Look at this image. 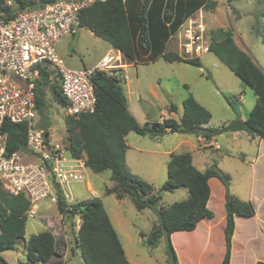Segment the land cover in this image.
Wrapping results in <instances>:
<instances>
[{"label": "trees", "instance_id": "1", "mask_svg": "<svg viewBox=\"0 0 264 264\" xmlns=\"http://www.w3.org/2000/svg\"><path fill=\"white\" fill-rule=\"evenodd\" d=\"M56 0H21L20 7H42ZM217 6L214 0H107L83 10L78 20L80 28H86L96 37L120 51L128 62H153L163 58L168 63H186L201 68L200 58H186L182 54L167 51V44L181 26L201 9L212 10ZM263 9V7H262ZM254 29L264 43L262 30V10L255 16ZM209 52L229 68L242 83L251 88L256 102L248 117H237L222 126L218 133L244 131L252 138L264 140V70L260 68L246 51L239 48L232 29L210 31ZM54 100L62 105L66 101L60 90V82L55 78ZM51 81L43 71L37 82L36 102L42 121L41 129L48 131L46 89ZM92 82L97 95V105L93 113L69 118V150L73 157L85 155L88 168L100 174L111 173L114 184L106 189L107 195H115L118 200L130 198L139 212L151 210L157 215L148 234L140 233L146 245L155 249L161 237H165L166 254L170 264H179L171 236L176 232L194 231L200 221L213 219L215 214L208 208L211 189L209 180L217 178L225 188L226 226L225 254L221 264H231L232 240L235 232V218H250L256 214L251 201H244L230 191V175L213 166L205 172L199 171L192 162L190 153L171 154L168 162V178L161 190L175 192L187 189L189 196L169 207L161 206L163 197L155 194V188L144 179L131 173L126 166L129 149L126 136L135 132L141 136L159 138L168 133L194 134L210 140L216 131L204 126L212 119V114L190 93L183 102L180 121L164 119L162 123L146 122L140 125L128 109L124 93V72L121 68L111 71L95 70ZM52 83V82H51ZM188 89V86H185ZM176 114L174 105L169 109ZM27 123L5 121L2 129L6 137L7 155L27 152ZM58 207L67 219L79 217V228L75 232V247L85 264H131L124 253L117 232L104 211L100 199L93 198L76 205L69 204L60 197ZM31 202L24 193L12 195L0 180V264H7L2 254L15 250L24 243L28 264H65L64 255L59 252L55 236L43 230L26 240L27 212ZM58 258L51 262L52 259ZM258 264H264L259 261Z\"/></svg>", "mask_w": 264, "mask_h": 264}, {"label": "rangeland", "instance_id": "2", "mask_svg": "<svg viewBox=\"0 0 264 264\" xmlns=\"http://www.w3.org/2000/svg\"><path fill=\"white\" fill-rule=\"evenodd\" d=\"M214 1L217 2L214 9H201L196 14L198 20L205 26L208 36L210 37L209 34L212 30L232 29L236 45L246 51L264 70V43L254 29L255 16L261 13L264 0ZM110 48L107 42L96 37L89 30L79 28L76 35L63 37L56 50L68 68L82 70L97 67L109 53ZM168 51L182 54L177 37L174 36L170 40ZM111 52L116 54L114 50ZM117 55L119 56L118 53ZM199 58L202 62L201 68L186 63H168L163 58L153 62H129L131 65L125 69L123 84L126 97L129 100V107L141 125L146 122L162 123L164 119L168 118L179 122L183 115V102L191 93L212 114V119L207 127L217 132V144L221 147L220 151L195 149L194 156L198 158L200 155L207 159V167L216 166L230 175L231 193L244 201H249L252 185L251 163L257 155V144L260 140L252 138L245 132H239L237 138H231L228 133L220 134L218 132L222 126L234 120L237 113L242 119H246L255 105L256 96L252 89L245 86L213 53L205 52ZM121 60L117 62L119 68L123 63H127L123 56ZM57 86L54 78V81L50 82L46 89V113L49 119L47 128L52 135V143L59 140L69 149V133L67 132L69 118L66 117L64 107L58 104L53 97L54 89ZM185 86H188V89ZM171 105L176 107V114L170 113ZM41 121V116H38L34 121V128L40 129L38 125L41 124ZM183 138H189L196 146L199 145L196 135L178 133H168L160 138H152L132 132L128 141L133 147L140 146L162 152L193 151V147L189 145L178 146L180 139ZM166 158L165 155L129 151L126 160V166L131 173L137 171L141 174H133L150 184L154 183L152 185H154L157 194L163 197L159 207H169L189 196L187 189L166 193L161 190L168 178V159ZM24 161L35 163L36 160L27 157L24 158ZM88 175L89 179L71 183L66 187L70 200L69 206L93 198L100 199L104 211L108 215L116 213L118 216L124 217L123 227L121 228L115 223L114 228L126 258L131 264H170L166 254L167 240L165 237H161L155 249H151L140 235V233L148 234L151 231L153 225L157 223V215L151 210L137 211L128 197L118 200L115 195H107L106 189L111 188L113 184L109 171L96 174L89 170ZM89 184L92 185V188ZM212 189L214 195L210 210L217 215V220H220L222 206L218 198L219 185L212 183ZM94 191L98 197L93 196ZM58 206L50 202H43L38 205V208L37 206L33 208L34 210L31 208L34 219L28 218L26 239L43 230H49L55 236L59 252L65 254V264H85L74 241L75 232L79 228V217L73 220L63 217ZM175 242L178 246L177 249L174 245ZM172 243L177 256L178 253L180 255L179 264H219L223 246H225L224 238L218 229L209 245L205 244L199 236L185 235H177ZM23 246L21 244L20 248L2 254L7 264H28ZM255 253L256 250H251L248 256L249 260ZM57 259L52 260L56 261ZM234 264H241V259L235 257Z\"/></svg>", "mask_w": 264, "mask_h": 264}, {"label": "built area", "instance_id": "3", "mask_svg": "<svg viewBox=\"0 0 264 264\" xmlns=\"http://www.w3.org/2000/svg\"><path fill=\"white\" fill-rule=\"evenodd\" d=\"M20 1L0 0V180L8 193H24L33 209L43 202L58 205L60 197L68 203L66 187L89 179L85 155L73 157L66 144L52 143L49 133L34 128L39 116L37 82L43 71L49 74V81L59 80L66 117L78 118L96 109L97 95L92 82L95 70L111 73L122 60L110 52L97 67L74 70L57 54L61 39L78 32L79 14L107 0H56L42 7L25 8L20 7ZM202 24L191 17L176 33L186 58H199L209 52L210 40ZM262 28L264 31V6ZM5 121L27 123V152L7 155L2 133ZM27 157L34 158L35 163L25 162ZM31 212L30 209L27 217L34 219Z\"/></svg>", "mask_w": 264, "mask_h": 264}, {"label": "crops", "instance_id": "4", "mask_svg": "<svg viewBox=\"0 0 264 264\" xmlns=\"http://www.w3.org/2000/svg\"><path fill=\"white\" fill-rule=\"evenodd\" d=\"M192 17H196V15H194ZM84 29H86V28H84ZM174 36L176 37L177 35L175 34ZM173 37H171L170 40ZM170 40H169V42H170ZM169 42L167 44V51H168ZM109 46H110V44H109ZM113 50L116 52V54L111 52ZM108 52L109 53L111 52L114 55H117V53H118L120 57L123 56V54L120 51H117V50L113 49L112 47L110 48V50ZM122 65H124V66H122ZM122 65H121V69L125 73V69L127 67H129L131 64H129V62L127 61L126 64L123 63ZM123 87H124V85H123ZM124 93H125V90H124ZM125 96H126V94H125ZM239 99H241V98H239ZM255 101H256V99H255ZM127 102H128L129 111L136 118V115L131 111V109L129 107V100L128 99H127ZM237 115H238V113H237ZM136 120H137V118H136ZM137 121L141 125L140 121L139 120H137ZM38 126H40V125H38ZM204 127L208 128L207 125ZM41 130L46 131L45 129H41ZM240 132H244V131H240ZM47 133H49L50 140H51L52 135L50 134L49 129H48ZM131 133H129L126 136V142H127L128 147H129V149L126 153V160H127V156H128L129 151L147 152V153H151L154 155H165V156H167L166 159H168V162H169L171 154H180V153H176L174 151L162 152V151L157 150V149H147V148L140 147V146L133 147L131 145V143H129V141H128V137L130 136ZM228 134L231 135L230 136L231 138H237L239 136V132H228ZM184 135H186V134H184ZM197 137H198V142H199V145H197V146L193 143V140H191L189 138L180 139L178 146L189 145V146L193 147V151L184 152V153H190L192 156L193 165L199 171L205 172L209 168V167H207L208 161H207V159L201 157L200 155H198V158H196L194 156V150L195 149H198V150L210 149L212 151H220L221 147L217 144L216 136L211 138L210 140L205 139L202 136H197ZM257 145H258L257 155L251 163L252 185H251V195L249 198V201H251L255 206L256 214L250 218H244V217H236L235 218V232H234L233 240H232L231 264H234V258L235 257L236 258L239 257L241 259V264H258L259 261L264 262V140H260V142H258ZM131 156H134V155L131 154ZM245 157H246V155L243 156L242 159L244 160ZM144 161L146 162V160H144ZM133 173L141 174V173H138L137 171H134ZM212 183L218 184L219 188H220V192L218 191L219 202L221 203V206H222V208H221L222 214H221L220 220H217V215L212 211L215 214V217L213 219H204V220L200 221L197 225V228L194 231L174 233L171 236V241L174 240V238L177 235L194 236V237L199 236V238H201L205 244L209 245V243L213 240V236L215 234V231L218 229L220 231V234H222V238H224V242H225V226H226V212H227L226 211V200H225V188L219 179L212 178L209 180V185H210V189H211L210 199H209L208 204H207L209 209H211V203H212L213 195H214L213 189H212ZM152 184H154V183H152ZM89 185L92 188V185L91 184H89ZM113 185L114 184H112V186ZM92 193H93V191H92ZM94 193H95V191H94ZM155 194H157L156 189H155ZM93 196L96 197L97 194L95 193V194H93ZM68 204H69V202H68ZM109 216H110L111 222L114 221V222H112L113 226L115 223H117V226H119L121 228L123 227V221H124L123 216H118L116 213H114L113 215H109ZM25 238H26V236H25ZM26 240H28V239H26ZM23 245H24V243H23ZM174 245L177 249L178 246L176 245V242ZM17 248H20V246H18ZM225 248L226 247L223 246L222 258L220 259L219 264L222 263V260L224 258ZM23 249H24V246H23ZM251 250H254V251L256 250V253L249 260L248 256H249ZM24 252H25V249H24ZM25 255H26V253H25ZM178 256H179V261H180L179 253H178ZM64 257H65V254H64ZM64 257H63V260H64ZM51 262H54V261L52 260Z\"/></svg>", "mask_w": 264, "mask_h": 264}]
</instances>
